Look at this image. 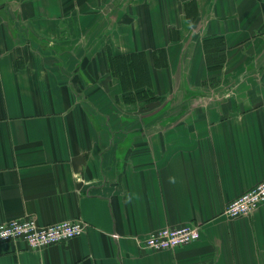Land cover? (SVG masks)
Here are the masks:
<instances>
[{
    "label": "crops",
    "instance_id": "obj_1",
    "mask_svg": "<svg viewBox=\"0 0 264 264\" xmlns=\"http://www.w3.org/2000/svg\"><path fill=\"white\" fill-rule=\"evenodd\" d=\"M135 52L145 75L124 89L107 57ZM262 180L264 0H0V222L87 224L0 241V264H264V204L225 213ZM183 223L198 240L139 244Z\"/></svg>",
    "mask_w": 264,
    "mask_h": 264
},
{
    "label": "built area",
    "instance_id": "obj_2",
    "mask_svg": "<svg viewBox=\"0 0 264 264\" xmlns=\"http://www.w3.org/2000/svg\"><path fill=\"white\" fill-rule=\"evenodd\" d=\"M264 204V180L240 193L225 206V213L238 217L253 213ZM87 224L81 219L61 220L43 224L36 217L12 218L0 222V241L23 240L30 248L39 249L51 244L81 236ZM200 228L188 223L180 226H167L152 231L139 244L145 249H175L199 239Z\"/></svg>",
    "mask_w": 264,
    "mask_h": 264
},
{
    "label": "trees",
    "instance_id": "obj_3",
    "mask_svg": "<svg viewBox=\"0 0 264 264\" xmlns=\"http://www.w3.org/2000/svg\"><path fill=\"white\" fill-rule=\"evenodd\" d=\"M194 1V0H192ZM221 37H216L215 39L204 40V49L207 59V67L211 70L221 68L225 60V55L222 52L223 40ZM158 54H165L163 49H159L156 52ZM142 52L128 53L123 55L114 56L109 53V67L112 74L118 75L122 83L123 88H127V84L134 85L138 87V82L141 81L145 75L146 63L142 57ZM155 55V56H156ZM137 85V86H136ZM153 92H146L144 95L149 96L150 99L156 98ZM139 96L140 95H135ZM130 99V98H127ZM134 100V99H130Z\"/></svg>",
    "mask_w": 264,
    "mask_h": 264
},
{
    "label": "rangeland",
    "instance_id": "obj_4",
    "mask_svg": "<svg viewBox=\"0 0 264 264\" xmlns=\"http://www.w3.org/2000/svg\"><path fill=\"white\" fill-rule=\"evenodd\" d=\"M8 11H9V13L11 14L12 11H14V10H13V8L11 9V7H10V8H8ZM15 11H16V10H15ZM60 28H62V24H61V22H60ZM110 96H111V95H110L109 92L106 93V94H104V95H102L103 98H102V100H101L100 102L103 101V103H102V106H103V107L106 105V102L108 103V107H109V103H110V99H111ZM105 110H108V109H105ZM107 112L109 113L110 111L108 110Z\"/></svg>",
    "mask_w": 264,
    "mask_h": 264
}]
</instances>
